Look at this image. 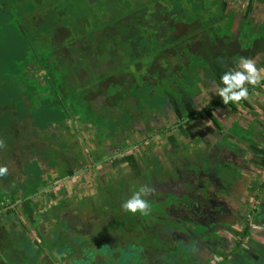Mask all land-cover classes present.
I'll use <instances>...</instances> for the list:
<instances>
[{"label":"flooded vegetation","instance_id":"af4514ba","mask_svg":"<svg viewBox=\"0 0 264 264\" xmlns=\"http://www.w3.org/2000/svg\"><path fill=\"white\" fill-rule=\"evenodd\" d=\"M19 1L0 0V13L7 18L0 32L7 30V43L12 42L11 9H23ZM31 1L35 9L48 7L60 17L55 0L56 5ZM145 3L137 0L142 7L135 13L118 4V22L94 26L79 38L63 34L47 15L29 18L22 11L25 29L52 24L39 27L37 38L53 47L48 46L51 56L42 59L44 67L26 66L25 82L13 81L16 100L27 108L29 97L20 87L39 84L62 106H82L101 125L100 116H105V128L96 126L101 139L89 150L76 142L61 151L53 139L39 137L41 132L34 135L26 126L19 131L11 122L12 136H7L12 143L22 139L30 145L19 155L11 148L10 158L19 163L26 157L27 162L14 182H0V264H231L236 251L250 243L254 223L264 224V218L252 219L263 212L264 201L260 193L252 195L253 163L244 162L250 152L256 153L255 163L264 162V155L243 137L248 128L242 122L231 127L224 116L222 127L217 124L215 110L223 108L222 101L207 96L220 85L201 48L198 18L187 21L185 0L178 9L174 0ZM76 21L83 31L86 26ZM67 36L70 48L60 44ZM8 53L9 46L0 51L1 63ZM111 53L135 61L113 66L117 57ZM186 55H194L195 63L188 64ZM199 55L206 58L208 76L194 72ZM102 56L112 61L105 60L99 72L94 66ZM63 62L71 66H61ZM93 81L95 90L105 92V106L94 113L86 109ZM37 150L41 156L33 160L29 155ZM27 185L36 188L34 193L24 195ZM142 187L148 189L142 194L149 204L147 215L125 211L122 203ZM251 247L242 252L255 257Z\"/></svg>","mask_w":264,"mask_h":264},{"label":"crops","instance_id":"0c3cea01","mask_svg":"<svg viewBox=\"0 0 264 264\" xmlns=\"http://www.w3.org/2000/svg\"><path fill=\"white\" fill-rule=\"evenodd\" d=\"M185 1L189 3L188 0ZM207 1L210 2L211 5L207 9V13L205 14V22H200V18L196 16L198 18L196 27L200 30L199 33L202 36L201 48L203 53L207 48L206 45H212L214 42H219L221 40H226V42L238 40L239 43L241 42L245 44V42H247L250 37L258 34L259 32H263L264 34V0ZM249 4L250 11L247 13ZM216 13L218 14V18L220 20L224 19L225 23H229L231 27L233 25V32L231 35L224 33L223 36H218L216 32L212 33L210 31L211 27L205 26L208 21L211 22V19L214 20L212 22H214L215 26H218V20L214 17L216 16ZM193 19H190L189 15L187 21L191 22ZM235 24H237L238 27ZM241 37L244 38L241 39ZM242 60L243 59H236L232 61L233 65L230 68L232 73L242 70ZM251 61L258 70L257 83L255 85H251L245 82L244 87L248 89V96L246 99H242L239 102H235L234 105H237L239 107L240 102H242L241 104L243 106L248 107L249 109L255 108V112L258 113L259 117L255 118V120H252L253 122H249V120L247 119L240 120L242 118L239 116H235V114H233V117L235 116V118L233 119H231L232 115H227V113L225 117L228 119L229 122H231V127H233V125L237 126L238 123L240 124V122H243L245 123V125H247L248 130L252 126H254L255 130H257L256 128L260 129L258 130V134L260 136V143H262L259 144L258 142H255V145L261 149L264 147V53L255 56L254 59L251 58ZM99 63L102 65H100ZM104 63V59L99 60V62L95 63L94 67H96L99 72H103V70L100 69H105ZM28 66L30 67V69L44 67L43 63L42 66L37 65L35 67L32 64ZM196 67L197 68L194 69V72H201L202 74L205 73L206 76L209 75L210 69L206 66L205 61L204 63L198 64ZM23 82H25L24 79L19 81V83ZM88 84H91L90 91L92 92V96L90 97V100H88L87 107H85L87 110L88 108L91 109L94 113V110H101V108L105 106V92L99 91L97 89L95 90L96 85L94 81L93 83ZM24 87H20V90L22 92V95L25 94L27 95V97H29L30 104L27 105V111L29 113H27L24 109L21 108L22 105H20L19 101H15L11 98H8V96L11 95V92L7 93V89H5L6 91L4 93H1L0 91L1 128L4 124H7L11 121L14 122L17 127L21 128L19 131L24 129L23 127L25 126L27 128H32V133L34 135L38 134V132H41L42 134L39 135V137L47 136V138L53 139L52 143L55 145L56 148H58V150L61 151H65L70 146H72L73 148L76 142H78V144L81 145L82 148H86L89 150L90 147H93L95 145V141H97V139L99 140V138H97L96 126L101 125L100 119H96V117L92 115L90 116L88 112H84L82 106H78L75 108L68 105L67 102H63L62 106L60 101H55L56 96L53 95L50 97V95L46 92L48 89L44 86L40 87L39 84L25 85ZM220 89L221 87L216 88L215 94L214 91L210 89L212 95L207 96L208 100L210 101L211 99H216L222 101V98L218 94ZM49 91L52 92V90ZM112 95L113 94H111L110 99L115 100L116 96ZM97 96L98 98H96ZM221 106L223 108L233 107L232 105L225 106L223 101ZM258 108L260 110H258ZM60 109H62L63 111H60ZM10 112H13L12 116H8ZM225 117L220 120V124H222V122L225 123ZM206 125H209L208 121H206ZM75 132L76 136L74 134ZM6 133L7 130H0V168L4 169V171L0 173V182H2L3 184L5 183V185L6 183L14 182V180H16L17 177H19V175L23 173L21 167H23V162H27L26 157H24V159L19 163L16 162L14 159L10 158L11 148L16 153H18L17 155H19L20 151H27L26 147L30 145L20 139L17 141L18 144L15 146L12 141L8 138ZM60 137L63 138V141H59ZM74 137L76 138V140L74 139ZM34 153V156H32V154L29 155L32 157L33 160L35 159L34 157L38 155L39 157L41 156L39 150H37L36 152L34 151ZM254 160L255 159L252 160L253 164L252 161L249 159H246L244 162L248 163V165H255L258 163L259 160H257V163H255ZM24 178L25 177H23L22 180ZM5 185L2 188L6 189L7 186ZM31 187L32 186L27 185V188H24V195L34 193L36 188L31 189ZM6 192L7 191H2L1 194L6 196L8 194V192Z\"/></svg>","mask_w":264,"mask_h":264},{"label":"rangeland","instance_id":"374dc122","mask_svg":"<svg viewBox=\"0 0 264 264\" xmlns=\"http://www.w3.org/2000/svg\"><path fill=\"white\" fill-rule=\"evenodd\" d=\"M44 0H41V2H43ZM51 3H57V7H58V11L60 13V17H56L54 15V13L49 12V8L48 7H40V8H34L33 7V2L30 0L29 2V6L25 7L26 4V0H21L19 1L20 6L23 7L22 10H16L11 9V14L13 15L14 13V17L12 18L13 20V26L8 28L9 36L11 37L10 40L12 42H6L5 41V35L7 34V30L3 29V32H0V51H5V49H8L9 46V56L6 59H3V63H1V58L3 56H0V66H9L10 68H8L5 71H2L0 69V91L1 93H4L6 90L5 89H11V95L8 96V98H11L15 101L17 98V94L16 92L13 90L12 91V87L13 86V81L15 80L16 82H19L18 80H23V76H24V70L25 67L32 64L34 66H42V59L43 58H47V56H51L50 55V51L51 49L48 47H53L52 44H44L42 42L41 39L37 38V35L42 34V31H38L39 27H41L42 29H44L45 27L47 28L48 26H52L49 25L48 23H43L41 26H31L28 29H25V27L22 25L23 19L20 17L22 15V11H27L24 14V17H29L31 18L32 16H35L36 14H40L41 16L47 15L48 18L53 21L54 23H56L57 25H60L63 29H67L68 32H70V34H73L75 36H77L78 38L86 33L87 35L90 33V30L92 29V27L94 26H101V25H112V22H118V20L121 18V15L119 14V10L117 8L118 4L125 9H129L131 12H136V10L138 8H141L142 5H137V0H106L109 3H105V0H55V2H52L54 0H49ZM141 2V1H140ZM138 2V4L140 3ZM145 4L146 6H150L151 4H154L156 2H162V0H145ZM188 8L189 11L188 12H184V15H190V19H193V17L197 16L200 18V22H205L204 18L206 17L205 14L207 13V9L209 8V6L211 5L210 2H208L207 0H188ZM56 3L54 5H56ZM108 4V6L106 7V5ZM180 0H174L173 3V7L175 9H178L180 7ZM25 7V8H24ZM117 7V8H116ZM195 7V8H194ZM42 9V10H40ZM47 9V11H46ZM117 9V10H115ZM128 10V11H129ZM181 11V9H180ZM121 13V12H120ZM11 15V17H12ZM187 16V17H188ZM215 18H217L218 20V26L216 27L213 19H211V22H207L205 24L206 27H211L210 31L212 33H215L218 36H223L224 33H227L229 35L232 34L233 32V25L232 27L230 26L229 23H225L224 19L220 20L218 17V14L216 13V16H214ZM81 20V23L86 26L84 28L83 31H81L79 29V25L78 22L76 20ZM7 20L6 17H4L1 13H0V25L5 23ZM12 20L9 22V24L12 22ZM110 20V21H108ZM231 27V29H230ZM76 30H73V29ZM95 28V27H94ZM216 29V30H215ZM243 30V29H242ZM51 31V30H49ZM30 35V36H29ZM244 35V34H243ZM247 37V35H246ZM253 37V36H252ZM250 37V39L252 38ZM244 37H241V39H243ZM240 39V40H241ZM91 40V38H90ZM72 40L70 39L69 36L64 37L62 45L68 46L69 48L72 47L70 42ZM58 45L56 44V47ZM111 52V51H110ZM111 56L116 55L117 58H115V61L112 62L111 64H113L116 62L115 65H118L121 68L124 67H128L130 66L135 59L133 58H129L128 56H125L122 53H111ZM200 56V55H199ZM114 57V56H113ZM201 60L199 63H204V61H206V58H204L203 56H200ZM110 58V57H109ZM109 58H105V56H102V59L104 60H110ZM52 59H54V56L52 55ZM113 59V58H112ZM186 59L188 61V64H192L195 63L196 61V57L194 55H186ZM208 61V58H207ZM66 65V68H69L71 66V63L69 62H63L64 66ZM75 65V64H74ZM6 72V73H5ZM8 74V75H6ZM12 77H11V76ZM37 88V87H36ZM38 91V90H37ZM41 92V91H39ZM138 94H140L139 92H137ZM142 97V96H141ZM143 99V98H142ZM18 100H19V95H18ZM242 102H240V106L238 107L237 105L236 108L237 111L232 110V108H221V109H217L215 110L216 115L219 117L220 120H222L224 118V116L228 114L232 115L231 119L235 118V116H239L242 119L240 120H249V122H253L252 120H255V118H258V113L255 112V108H248L246 106H243L241 104ZM22 109H24L27 112V108H25L24 106H21ZM258 110H260L258 108ZM13 112H10L8 116H12ZM233 114H235V116L233 117ZM230 117V116H229ZM230 119V120H231ZM12 122V121H11ZM11 122H8L7 124H4L2 126V128L0 127V130H7V135H11L10 134V129L8 128L10 125H12ZM226 122V121H225ZM221 122L219 121L217 124L220 125L222 127V124H220ZM243 123V122H242ZM256 123V122H255ZM244 126L245 123H243ZM257 130H255L254 126H252L248 132H245L243 135V137L246 138V140L249 142L252 139V142H258L260 141V136H259V131L260 129L256 128ZM223 130V129H222ZM248 135V137H247ZM12 136V135H11ZM258 138V140L256 139ZM250 139V140H249ZM262 143V142H261ZM259 142V144H261ZM253 153V152H252ZM252 155V156H251ZM256 155L255 154H251V152L249 153V160H253L256 159L255 158ZM253 163V161H252ZM264 162H259L257 163V165H250V169L252 174H255V181L256 183L251 186V190H252V195L254 196L255 193H260V199H262V201H264V187L262 188V190H260V186H262L264 184ZM249 166V165H247ZM260 185V186H259ZM254 199V197H253ZM261 208L263 207L262 205L260 206ZM259 208V209H261ZM258 209V210H259ZM256 216V217H254ZM252 217V219H263L264 218V210L263 212H259L256 213V215H254ZM250 217H248V221L250 222L252 220ZM255 225H257V227H252L253 231H252V236L251 239L249 240L250 243H245L243 244L242 248L243 249H238L237 255H239L240 253H243L242 251L244 249H246L248 246H252L251 247V251L255 252V249H259L262 250V248H264V233L260 232L261 230H264V224H257L254 223ZM257 256V259H259V254L254 253ZM254 257V255H253ZM233 263V262H230ZM214 264V262H213Z\"/></svg>","mask_w":264,"mask_h":264},{"label":"trees","instance_id":"16d2710c","mask_svg":"<svg viewBox=\"0 0 264 264\" xmlns=\"http://www.w3.org/2000/svg\"><path fill=\"white\" fill-rule=\"evenodd\" d=\"M250 11V4L247 9V13ZM63 34H70L67 29H63ZM213 45V44H212ZM212 45H206L204 55L212 60V65L216 68V78L219 82L221 88L225 87V85L221 82V76L227 73H232L230 68L232 67V61L236 59L249 60L254 58L256 55L264 53V34L263 32H259L254 35L251 39L249 38L245 44L239 43L238 40L228 41L221 40L216 42V45L212 47ZM221 61V62H220ZM227 105H232L234 110H237L234 102H229ZM256 150L264 155V150H260L256 148ZM250 229V226H248ZM247 229V231H248ZM247 233L244 234V237H247ZM264 247V246H263ZM255 252L259 254V259L257 257H253L249 255L247 252L240 253L239 255H234L233 263L231 264H263L264 262V249L260 250L255 249Z\"/></svg>","mask_w":264,"mask_h":264},{"label":"clouds","instance_id":"9594fccd","mask_svg":"<svg viewBox=\"0 0 264 264\" xmlns=\"http://www.w3.org/2000/svg\"><path fill=\"white\" fill-rule=\"evenodd\" d=\"M241 71L235 73H225L221 76V82L225 87L219 90V95L224 104L231 102H239L246 99L248 96V89L244 87L245 82L251 85L257 83L258 70L252 61L242 60ZM4 169L0 168V173ZM147 188H140L138 191H133L130 198L122 203V208L130 213L139 212L142 215H147L149 204L142 198L143 193H147Z\"/></svg>","mask_w":264,"mask_h":264},{"label":"water","instance_id":"95a60500","mask_svg":"<svg viewBox=\"0 0 264 264\" xmlns=\"http://www.w3.org/2000/svg\"><path fill=\"white\" fill-rule=\"evenodd\" d=\"M235 25H237V24H235ZM237 27H238V25H237ZM257 56V55H256ZM255 58V57H254ZM254 58H252V59H254ZM250 61H251V59H249ZM102 119H103V121H104V123L102 124V125H98L101 129H103V128H105V116H100ZM101 139V136H99V140ZM33 174H31V176H32ZM32 179H34V177H32Z\"/></svg>","mask_w":264,"mask_h":264}]
</instances>
